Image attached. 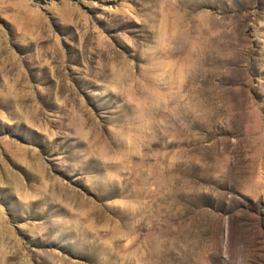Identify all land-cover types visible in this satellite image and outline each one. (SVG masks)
Returning a JSON list of instances; mask_svg holds the SVG:
<instances>
[{
    "label": "rangeland",
    "instance_id": "rangeland-1",
    "mask_svg": "<svg viewBox=\"0 0 264 264\" xmlns=\"http://www.w3.org/2000/svg\"><path fill=\"white\" fill-rule=\"evenodd\" d=\"M0 264H264V0H0Z\"/></svg>",
    "mask_w": 264,
    "mask_h": 264
}]
</instances>
